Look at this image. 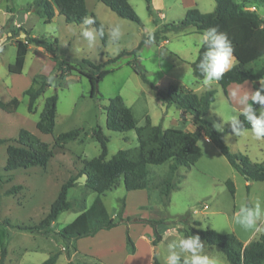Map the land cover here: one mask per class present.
<instances>
[{
	"label": "rangeland",
	"instance_id": "rangeland-1",
	"mask_svg": "<svg viewBox=\"0 0 264 264\" xmlns=\"http://www.w3.org/2000/svg\"><path fill=\"white\" fill-rule=\"evenodd\" d=\"M34 0H0V102L8 103L17 98L19 105L15 112L8 113L0 109V222L7 221V230L0 227V249L7 236V255L5 264H41L52 254H59L56 264H67L70 258L66 255L68 245L62 243L52 234H41L37 231L19 230L12 227H36L46 217L50 205L56 199L61 186L69 179L76 177L84 160H90L99 155L97 142L91 138V131L96 126L108 139L107 159L120 150L133 148L137 145L133 131L117 133L105 128L103 108L108 101L120 96L131 110L136 127L145 124L149 117L152 125H160L164 129L172 128L183 132H196L197 128L191 116L183 114L174 106L166 108L161 99L151 88L144 84L134 74L130 67L132 56H123L103 69L110 73L97 84L95 98H90V83L76 71L55 69L50 56L40 51L36 45H30L20 75L8 71V66L14 64L16 47L15 38L24 40V32L34 38L44 37L56 39L62 55L59 60H87L93 65L104 64L107 60L116 58L122 51L135 49L141 39L149 33L160 29L167 23H179L188 10L195 9L199 13H211L215 9L214 0H149L151 13L146 9L147 0H127L140 20V25L122 19L112 13L98 0H85L88 16L93 15L105 30L113 23H119L124 36L119 44V51L108 42L102 45L101 40L95 48H89L78 36L76 31L80 25L66 24L54 7V18L49 24H44L43 17L33 6ZM250 2L245 5L244 2ZM264 1V0H263ZM244 9L256 12L254 0H238ZM245 2V3H246ZM252 5V6H250ZM192 27L181 32H171L165 35L164 44L143 46L136 59L146 71L150 83L160 89L174 84L189 89L201 95L208 90H214V101L210 105L204 121L214 124L225 121L233 112L241 111L237 99L232 96L252 91V83L232 84L226 93L217 83L206 86L198 82L192 75L190 64L197 57L200 35L192 34ZM264 65V56L252 63L250 69H258ZM43 75L52 77L55 86L46 87L44 93L36 100L33 113L27 111V98L22 92L27 89L32 77ZM264 81V77H263ZM41 80L38 79L35 88ZM57 95L55 126L49 135H43L36 129V122L42 111L44 101L51 95ZM229 125L224 123V129ZM81 129L85 134L81 141H73L64 148H55L53 143L62 133ZM20 130H26L52 149L53 156L45 167L16 169L5 172L6 148L15 146ZM223 137V144L233 154L243 155L251 163H264V139L255 140L251 134L235 136L231 132ZM198 147L201 157L190 168H179L176 178L171 182L175 185L164 204L165 183L168 181V164L149 166L147 188L143 191L126 192L122 181L116 188L101 196V200L113 220L117 221V213L123 208L122 218L138 217L150 221H162L156 226L161 241L152 247V256L160 264L166 262L167 243L176 237L177 231L189 234V227L179 224L178 218L188 214L191 222H197L198 227L209 229L220 234H233L242 243L255 241L259 236L244 231L235 223V215L241 202L254 203L264 200V182H246L221 155L209 140L200 134ZM226 181L234 186L231 196ZM78 184L70 189L67 195L72 204L70 211L63 212L51 225L55 233L70 224L80 213L81 204L88 208L96 194L84 186V179L79 178ZM16 188L12 194L7 192ZM128 225H119L110 235H99L93 242L82 240L74 247L89 248L94 256L82 259L73 258L74 264H147V249L139 236L145 231L146 237L153 238L150 225L134 226L126 231ZM200 226H204L201 228ZM176 230V231H174ZM126 232V233H125ZM129 236L137 247L132 262L127 254L125 238ZM74 243V242H73ZM205 243V242H204ZM91 244V247H89ZM206 244V243H205ZM159 248V252L155 249ZM207 253L215 259L216 264H228L219 248L208 246ZM126 261V263H125Z\"/></svg>",
	"mask_w": 264,
	"mask_h": 264
},
{
	"label": "trees",
	"instance_id": "trees-1",
	"mask_svg": "<svg viewBox=\"0 0 264 264\" xmlns=\"http://www.w3.org/2000/svg\"><path fill=\"white\" fill-rule=\"evenodd\" d=\"M116 16L140 25V20L129 5L127 0H98ZM242 1V0H241ZM255 1V0H254ZM146 9L151 13L149 0L146 1ZM264 4L263 0H260ZM215 9L211 13L202 14L197 10H188L183 19L177 23H167L160 29L152 32L153 40L151 44H159L165 40V35L171 32H181L188 27H192L197 34H201L209 27H218L219 30L227 33L234 48L235 64L227 71L223 78L217 82L219 87L226 93V89L231 84L241 85L244 82L253 83V91L259 88V81H263L264 65L258 69H250V65L264 56V18H260L256 12L244 9L238 0H214ZM33 6L43 17L44 24H49L54 18V7L58 14L63 17L66 24L81 25L84 17L88 16L85 0H34ZM93 16V15H90ZM94 17V16H93ZM95 18V17H94ZM96 20V19H95ZM101 28V24L96 20L94 25ZM24 32V40L15 38L16 55L14 64L8 66V71L15 75H20L23 70L25 58L30 45H36L44 53L50 56L55 64V69L64 72V68L69 71H76L85 77L90 83V98H95L97 84L107 76L110 71L103 69L106 65L116 62L123 56H132L133 61L130 67L140 80L148 85L151 90L161 99L162 104L169 108L174 106L183 114L192 117L197 128L196 132H183L177 129H164L160 125H152L149 117L145 118V124L136 127L134 116L131 110L125 105L120 96L110 99L104 106L105 128L111 132L128 133L133 131L136 136L137 145L133 148L120 150L110 159H107L108 139L99 126L91 131V138L94 139L100 149L97 157L82 162L79 174L74 178H69L60 188L56 199L49 207L48 214L36 227H12L19 230L37 231L41 234H52L65 245H70L79 239L93 237L100 231H108L119 225L141 224L152 227L153 238L152 247H155L161 238L156 231V226L162 221H150L138 217L122 218L123 208L117 213V221L110 218L101 200L106 192L116 188L120 181L123 183L126 192L143 191L147 188V175L149 166H161L168 164V181L165 183L164 204L168 203L170 192L175 189L171 182L176 178L179 168H190L201 157V150L197 145L200 134L206 137L226 159L227 163L246 182H264V163H251L246 156L233 154L228 147L223 144L225 134L218 133L212 124L204 121V116L208 113L210 105L214 101L215 91L208 90L201 95L178 85H168L165 89H160L149 82L145 69L136 59L137 53L143 46L151 45L145 43L148 35L143 37L138 46L131 51H122L116 58L107 60L104 64L93 65L87 60L71 61L59 60L62 55L57 46L56 39H46L43 36L34 38L29 36L28 30L20 28ZM106 35L101 40L102 45H106ZM200 46L197 57L190 66L192 75L197 81L203 80L201 74L196 69L199 58L204 52ZM49 76L38 75L33 77L30 86L23 91L22 96L27 98V111L33 113L36 100L44 93L46 87H50ZM41 83L38 88L35 85ZM17 98L11 99L8 103L0 102V109L8 113H13L19 105ZM57 95L53 94L44 101L42 111L36 122V129L43 135L53 132L55 126ZM259 108V105H253ZM243 126L250 129V123L240 116ZM231 132L230 126L225 129V133ZM85 136L81 129H74L60 134L54 140V147L64 148L73 141H81ZM3 143L0 141V144ZM53 153L50 146L40 141L35 135L26 130H20L15 146L6 148L5 172H12L16 169H28L32 167H45ZM84 179V186L96 194L88 208L81 204L79 215L68 225L53 232L50 227L63 212L70 211L72 204L68 201L67 195L70 189L76 187L78 179ZM225 185L231 196L234 195V186L230 181ZM14 188L7 192L13 193ZM177 222L189 227V234L198 235L208 246H215L220 249L228 264H264V235L259 236L255 241L244 245L233 234H220L209 229L192 228L190 223L198 227L197 222H191L190 216L186 214L178 218ZM7 221L0 222V227L7 230ZM7 236L0 249V264H5L7 255ZM127 253L134 254V245L126 235L125 238ZM69 257V251L66 250ZM59 254H52L41 264H56ZM151 264H160L155 256H152Z\"/></svg>",
	"mask_w": 264,
	"mask_h": 264
},
{
	"label": "clouds",
	"instance_id": "clouds-1",
	"mask_svg": "<svg viewBox=\"0 0 264 264\" xmlns=\"http://www.w3.org/2000/svg\"><path fill=\"white\" fill-rule=\"evenodd\" d=\"M95 24L96 20L93 16H86L76 30L78 36L86 42L89 48L97 47L98 41L105 36L104 28H96ZM123 36L124 31L121 24L113 23L107 27L108 42L117 52ZM152 40L153 36L149 33L145 43L151 44ZM199 42L205 50L199 58L196 69L203 78V84L211 86L219 82L224 74L233 67L234 48L227 33L215 26L205 29L200 34ZM49 82L55 86L52 77L49 78ZM232 96L237 99L241 111L230 113L224 122L214 123L212 127L218 133H223L225 137H228L224 129V123H227L230 126L231 134L235 136L250 133L255 140L264 139V81H259V88L254 91L244 92L240 95L234 91ZM253 105L260 107L257 109ZM240 116L250 123V129L244 128ZM235 223L246 232L257 236L264 235V200L258 199L254 203L241 202L235 215ZM166 247V264H216L215 259L207 253L206 244L198 235H183L177 231L176 237L170 240Z\"/></svg>",
	"mask_w": 264,
	"mask_h": 264
},
{
	"label": "crops",
	"instance_id": "crops-1",
	"mask_svg": "<svg viewBox=\"0 0 264 264\" xmlns=\"http://www.w3.org/2000/svg\"><path fill=\"white\" fill-rule=\"evenodd\" d=\"M260 0H255L254 2H253V5H255V6H257L256 8L254 7V6H252V5H250V6H252V8H254L255 10H256V14L260 17V18H264V4H262L261 2H259ZM246 2V1H245ZM244 2V4L245 5H249L250 4V2H246L245 3ZM191 33L193 34H197V33H195V31H194V29L191 31ZM197 35H200V34H197ZM167 41L166 40H163V41H161L160 43L161 44H164V43H166ZM199 47H198V50H199V48H200V45H198ZM40 49V51L41 52H43L44 53V51L41 49V48H39ZM197 53H198V51H197ZM234 64H235V62H234ZM24 67V66H23ZM34 77V76H33ZM33 77L31 78V79H33ZM202 81V80H201ZM201 81H198V82H201ZM247 82H249V81H247ZM29 83H31V81L30 82H28V84ZM245 83V82H244ZM243 83V84H244ZM252 83V82H251ZM232 85V84H231ZM230 86V85H229ZM228 86V87H229ZM252 86H253V83H252ZM227 87V88H228ZM26 90V89H25ZM24 90V91H25ZM252 91H253V88H252ZM23 93V92H22ZM210 142V141H209ZM211 143V142H210ZM113 216L112 215H110V218H112ZM144 225V224H143ZM134 226H142L141 224H131V225H128L127 226V228H126V231L128 232V231H130V229L132 228V227H134ZM118 227V226H117ZM116 228V227H115ZM115 228H113V229H110V230H108V231H100V232H98L96 235H94L93 237H87V238H83V239H79V240H77V241H75L74 243L72 242L69 246H68V249L70 250V253H69V260H67V264H74V262H73V258L74 257H76V256H78L79 258H82V259H89V258H92V255L94 256V253H92L93 251H89V248H84V249H82V248H80L79 246H76V247H74V245H76L77 243H79L80 241H82V240H87V241H91V242H93V239H95L96 237H98L99 235H101V234H103V235H110V233L113 231V230H115ZM156 231H157V229H156ZM126 233V232H125ZM158 233V232H157ZM159 234V233H158ZM146 236H149V235H147V233H145V231L139 236V240H141L143 243H144V245H145V247H146V249H147V252H148V255H147V264H151V259H152V245H151V240H152V238L151 237H146ZM250 241H248V242H245V243H243L244 245H246L247 243H249ZM90 246L89 247H91V244H89ZM134 249H135V251H134V254H132V255H130V254H128V255H130L131 256V258H126V261L127 262H132V260H133V257L136 255V252H137V247L136 246H134ZM125 250H126V248H125ZM157 252H159V248L157 249ZM126 261H125V263H126ZM130 262V263H131ZM163 264H166V262H163Z\"/></svg>",
	"mask_w": 264,
	"mask_h": 264
},
{
	"label": "water",
	"instance_id": "water-1",
	"mask_svg": "<svg viewBox=\"0 0 264 264\" xmlns=\"http://www.w3.org/2000/svg\"><path fill=\"white\" fill-rule=\"evenodd\" d=\"M155 251L157 252V248L155 249Z\"/></svg>",
	"mask_w": 264,
	"mask_h": 264
}]
</instances>
